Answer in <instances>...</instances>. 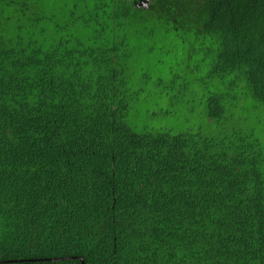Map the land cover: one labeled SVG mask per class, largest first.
Here are the masks:
<instances>
[{"label": "trees", "instance_id": "trees-1", "mask_svg": "<svg viewBox=\"0 0 264 264\" xmlns=\"http://www.w3.org/2000/svg\"><path fill=\"white\" fill-rule=\"evenodd\" d=\"M135 1L0 0V264H264V0Z\"/></svg>", "mask_w": 264, "mask_h": 264}, {"label": "rangeland", "instance_id": "rangeland-1", "mask_svg": "<svg viewBox=\"0 0 264 264\" xmlns=\"http://www.w3.org/2000/svg\"><path fill=\"white\" fill-rule=\"evenodd\" d=\"M154 1L155 0H148L146 3V6H142V7L147 8L148 3H152ZM176 1L178 4L176 3L174 4L176 5L177 15H180V16H183L185 12L186 14H189V15L196 14L198 12L197 8L201 4V0H176ZM171 2L172 0H158L156 8L149 12V16H148L149 20H152L156 16V10L158 9V5L161 6L162 4H165L164 12L169 11V10L173 12V6L171 5L172 4ZM156 58L158 59L157 56ZM138 107L147 110L148 111L147 115H151L154 120L156 119V109H154L155 108L154 106L150 104L148 106L139 105ZM136 114H137L136 118L142 117L141 114L139 113H136ZM189 115H192V114H189ZM189 115H187L185 111H181V112H176L174 114H170L169 116H166V117H162V118L158 117L156 121L160 123L162 126H165L167 129L171 128L172 131H179L184 128L185 124H187L185 120L187 117H189ZM194 117L196 121L198 120L201 121V118H202L201 115H198V116L195 115Z\"/></svg>", "mask_w": 264, "mask_h": 264}, {"label": "flooded vegetation", "instance_id": "flooded-vegetation-1", "mask_svg": "<svg viewBox=\"0 0 264 264\" xmlns=\"http://www.w3.org/2000/svg\"><path fill=\"white\" fill-rule=\"evenodd\" d=\"M148 0H136L135 3H137V6L138 5H141V6H145V4L147 3Z\"/></svg>", "mask_w": 264, "mask_h": 264}, {"label": "water", "instance_id": "water-1", "mask_svg": "<svg viewBox=\"0 0 264 264\" xmlns=\"http://www.w3.org/2000/svg\"><path fill=\"white\" fill-rule=\"evenodd\" d=\"M145 6H146V4H145ZM79 261H80V264H83V261H82V259H79Z\"/></svg>", "mask_w": 264, "mask_h": 264}]
</instances>
